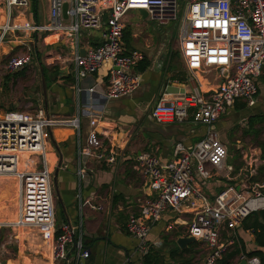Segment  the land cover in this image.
<instances>
[{
    "label": "built area",
    "instance_id": "2783aa9c",
    "mask_svg": "<svg viewBox=\"0 0 264 264\" xmlns=\"http://www.w3.org/2000/svg\"><path fill=\"white\" fill-rule=\"evenodd\" d=\"M46 19L39 22L22 21L29 0H0V47L8 34L14 31L34 32L63 40L69 50L62 55L48 54L52 63L68 65L76 81L79 97L87 92V104L93 106V88H81L78 81L105 69L106 85L100 92L104 102L132 94L140 85L141 74L134 68L144 59L140 50H126L123 30L128 15L137 8L145 9L149 20L158 25L174 22L177 43L185 68L194 72L213 68L219 83L203 90L199 85L189 92L178 93L172 100H158L150 112L151 118L161 122L168 116L177 122L189 118L204 124V135L190 148L175 147L169 162L152 153L135 157L133 169L145 182H150V194L139 201L136 213L130 214L125 228L138 241L141 256L150 249L148 234L151 225L171 208L178 213L183 205L190 207L192 216L187 234L210 249L205 264H215L234 241L233 231L253 212L264 210V181L258 178V169L264 158L257 147L242 151V165L234 179L241 178L240 188L229 185L213 199L195 183L194 172L203 179L215 175L214 170L226 162L229 150L218 137L213 125L236 102L252 107L257 104L259 85L264 78V0H47ZM67 3V17L62 16V5ZM136 12V11H135ZM139 17V15L137 14ZM20 20V21H19ZM100 31L101 40L92 46H83L81 34ZM15 40V39H14ZM14 40L9 41V44ZM11 50L14 48L11 46ZM85 54H81V49ZM28 52L9 53L0 64L3 74H11L28 67L32 62ZM80 112L73 117L49 115L42 107L34 112L8 110L0 115V177L13 178L16 189L12 229L36 232L51 241L52 261L68 260V245L73 244L77 258H87L84 234L78 226L64 222L57 228L53 174L56 162L48 155V128L70 127L78 136L77 176L85 177L82 157L90 155L107 164H117L121 154L113 146L103 150V141L96 144L101 150H85L80 140ZM99 113H90V137L99 130ZM106 134L107 129H102ZM108 138V137H107ZM90 145V144H89ZM89 149V148H88ZM55 162V163H54ZM80 213L84 207L101 210L76 192ZM7 223H0V225ZM231 232L222 242L221 232ZM58 232V234H56ZM5 250V245H2ZM1 264V262H0ZM249 264H258V260Z\"/></svg>",
    "mask_w": 264,
    "mask_h": 264
},
{
    "label": "crops",
    "instance_id": "0c3cea01",
    "mask_svg": "<svg viewBox=\"0 0 264 264\" xmlns=\"http://www.w3.org/2000/svg\"><path fill=\"white\" fill-rule=\"evenodd\" d=\"M45 1L47 2V0ZM27 11L29 10L27 9ZM47 12L48 7L42 15V22L46 19ZM29 14V17L25 15L24 20L19 21L39 22L34 13L29 12ZM135 15L141 22L133 27L128 17L126 26L131 25V27L129 26L131 40L129 46L123 41V46L126 50L137 49L144 54L147 67L144 71L139 72L141 74L140 86L130 95L104 102L100 92L105 89L106 73L105 69H101L98 73L88 75L77 83V86L81 88L94 89L92 107L87 104L89 97L87 92H84L80 97L77 94L75 90L76 81L69 66L59 62L52 63V60L47 59L48 54L62 55L69 50L67 44L61 43L63 40H56L55 35L48 34L46 38L51 36L55 38L52 42H46L45 39V44L42 36L34 32L14 31L11 33L15 37V40L10 43L14 49L31 43L33 54L36 56L37 49L35 47L39 38L45 46L51 47V51L45 54L44 64L42 63L46 67L47 81L45 85L48 94L46 93V97H44L43 105L38 103L36 108L42 106L49 115L57 117H73L80 112L81 146L86 151L95 152V150H101L100 147H96V144L103 141V150L106 153L107 148L113 146L121 154L119 162L115 165L107 164L90 155H84L82 164L85 166L86 175L84 179L79 180L77 176L79 161L76 130L70 127H53L51 129L58 150L48 133V138H50L53 145L48 141L47 149L49 153L52 152V160L56 162L54 168L56 169L59 165L56 175L57 194L55 192V205L56 200H58L64 212V217L60 219L58 209L56 210L57 228L64 222H70L72 225L78 226V231H82L84 234V245L89 251L87 258H77L73 244H69L68 264H143L142 256L137 250L138 241L127 233L125 224L129 215L137 212L139 201L151 198L155 194L144 191L146 182L132 167L135 157L140 153L149 152L155 154L161 162H169L174 158L177 144H181L186 148L192 147L204 135L206 129L204 124L194 123L190 118L185 122H177L166 116L161 122H157L151 118L150 112L158 100L163 98L167 101L176 97L177 94L165 93V86L168 84L182 87L185 90L184 92H189V86L199 85L203 90H207L216 87L219 83L216 70L213 68L196 71L194 75L187 71L178 49V43L172 41L173 34L170 26H167V24L158 25L149 20H141L137 13ZM146 21L149 22V32L145 30ZM100 40V31L98 33L87 31L81 34L83 46L96 45ZM179 62L183 65V68L179 67L181 65H178ZM38 63L41 75L40 67L42 65L40 62ZM54 67L59 69L57 73L52 72ZM136 67L134 71H136ZM259 91L260 87L258 88V94ZM35 102L37 101L35 100ZM240 103L236 102L224 115L231 114L236 109H241ZM49 104L50 110L48 109ZM256 105V107H246L251 108L252 113L262 112L259 102ZM90 113H99L101 116V119H99V130L101 132H97L95 137H90L92 130L89 126ZM215 124L213 127L219 137L216 128L218 125ZM102 129H107L106 134H103ZM221 141L226 144L223 140ZM236 143L238 144L237 159L234 160V156L229 153L230 160L226 159L221 168L215 169L213 177L206 180L201 179L202 181L195 179V183L204 190L210 199H213L224 188L219 189L216 195H212L206 191L208 180H215L218 183L227 182L228 186L235 185L238 186V189L240 188L239 184L242 179H234L233 177L236 176L239 167L242 165V151L247 149L242 148L243 145L239 144L238 139H236ZM226 146L230 151V147L227 144ZM263 165H260V167ZM80 187L84 198H88L93 205H101V210L86 206L83 213H80L76 200V192ZM53 190L55 191L54 178ZM172 212L174 211L168 210L165 212L162 218L150 227L148 241L152 254L157 255L162 262L167 264H186L185 259H190V264H205L210 251L207 245L195 239L184 247H179L177 244L179 237L188 235L187 225L192 216L190 207L183 205L180 212H174V216H172ZM13 231H16V229H13ZM32 233L37 234L36 232ZM233 233L234 241L232 244H228L227 252L241 248L240 239L243 241L246 250L254 247V237L251 231L243 230L239 225ZM230 234L231 232L223 230L221 241L226 240ZM16 237L19 240L20 235ZM39 237L40 242L37 246L50 252L51 241L42 236ZM18 248L22 256L18 253L12 261H7L4 264L33 263L32 261L25 263V257L28 254L20 251L19 244ZM172 252L174 253L173 256ZM242 259H246L248 264L250 261L254 263V260H258L257 258L248 259L240 253L230 260V264H238ZM45 264L66 263L47 261ZM215 264L220 263L215 262Z\"/></svg>",
    "mask_w": 264,
    "mask_h": 264
},
{
    "label": "rangeland",
    "instance_id": "374dc122",
    "mask_svg": "<svg viewBox=\"0 0 264 264\" xmlns=\"http://www.w3.org/2000/svg\"><path fill=\"white\" fill-rule=\"evenodd\" d=\"M28 10L25 12L26 16H30L29 12L33 14V0H29ZM2 7V5H1ZM0 7V12L2 8ZM48 5L45 0H37L36 14L39 23L42 22V15L45 13ZM135 11L131 12V14L135 15ZM28 14V15H27ZM133 15H128L130 18V22L134 25L140 23L141 21ZM128 24V20L127 23ZM145 30L147 32L149 29V22H145ZM131 27V25H129ZM170 26L172 36V41L177 43V31L176 25L174 22H170L167 24ZM94 33H98V31H91ZM17 33V32H16ZM18 34V33H17ZM20 35V34H19ZM12 34H8L2 46L0 47V64L6 58V56L11 52H28L32 56L31 64L24 69V73L11 79L6 88L1 89L0 87V115L3 112L8 110H19V111H29L34 112L37 104L43 105L44 96L42 93V83H41V75L39 73L38 60L36 56L33 54V47L31 43L27 46H18L13 51L11 50L9 41L14 40ZM55 38V37H54ZM37 49L38 54L40 55V61L44 64L45 54L51 51L50 46H45L42 40H38V43L35 47ZM181 63L179 62L178 65ZM54 66V65H53ZM183 68L181 64L179 66ZM3 73L0 71V84L2 79L4 78ZM257 83L260 87L259 94L257 95V101L260 104V110L264 112V80L262 77L257 79ZM46 86V85H45ZM140 86V85H139ZM138 86V87H139ZM189 89L192 90L193 87L189 86ZM46 93L48 94V90L46 88ZM35 100L37 102H35ZM48 109L50 110V104L48 105ZM252 113L251 108H241L234 110L231 114L221 116L215 123L218 127L217 131L221 140H223L230 147V155L234 156V160L237 159V146L236 139L239 140V144L243 145V149H248L249 147H257L262 155V147L261 143L264 141V130L258 137H253L252 134H245L244 130L248 128L247 117ZM48 141L52 144L50 138ZM53 145V144H52ZM52 153V152H51ZM241 155V154H240ZM263 157V155H262ZM196 175V178H195ZM194 179H199L202 181L203 179L199 176L197 172H194ZM202 179V180H201ZM204 184V182H203ZM228 186L227 182H216L215 180H208V184L206 186V191L212 195H216L217 191L221 188H225ZM54 194L55 191L53 190ZM15 208H16V189H15V181L13 178H1L0 177V223H7L0 225V262L3 264L7 261L10 262L14 259V256L18 255L20 245V251L28 254L25 263L31 264H45L47 261H52L51 254L49 255V251L47 249L39 248L37 245L40 242V235H37L32 232H27V230H23L22 228L16 229L13 231L11 225H8L11 221L14 220L15 217ZM58 209V217L62 219L64 217L63 209L59 204L58 200H56V210ZM57 217V218H58ZM20 235L19 240L16 236ZM25 238V239H24ZM23 239V240H22ZM23 241V242H22ZM19 242V243H18ZM22 242V243H20ZM2 245H5V250H3ZM22 256V253H20ZM13 263V262H12ZM14 264V263H13Z\"/></svg>",
    "mask_w": 264,
    "mask_h": 264
},
{
    "label": "trees",
    "instance_id": "16d2710c",
    "mask_svg": "<svg viewBox=\"0 0 264 264\" xmlns=\"http://www.w3.org/2000/svg\"><path fill=\"white\" fill-rule=\"evenodd\" d=\"M36 7H37V0H33L32 8L35 17L37 16ZM130 40H131V29L129 26H126L123 30V41L129 46ZM36 59L40 62V64L43 67V75L46 82L47 81L46 67L40 61V55L38 54V52L36 54ZM146 67H147V63L145 59H143L137 65L136 71L142 72ZM58 71L59 69H57L56 67H54V69L52 70V72L54 73H57ZM23 73H24V69L15 73L5 74L0 84L1 89L6 88L11 79L18 77ZM256 106L257 105H255L254 107ZM245 107L246 105L244 103H240V108H245ZM247 124H248V128L244 130V133L245 134L250 133L253 135V137H258L264 130V113L259 111L252 113L247 117ZM261 147H262V155L264 158V141L261 143ZM258 172H259L258 178L264 181V165L259 167ZM241 228L243 230L251 231L254 237V247L250 250H246L243 241L240 239V243L242 244L240 246L241 248H236L235 250H232L230 252H227L226 250L222 254V257L216 261V263L230 264V260L241 253L244 257L248 259L257 258L258 264H264V210H260L250 214L242 222ZM56 234H58V232ZM173 255L174 253L172 252V256ZM142 260H143V264H167L162 262L160 257H158L157 255H153L150 249L146 254L142 256ZM185 260H186V264H190L189 263L190 259H185Z\"/></svg>",
    "mask_w": 264,
    "mask_h": 264
},
{
    "label": "water",
    "instance_id": "95a60500",
    "mask_svg": "<svg viewBox=\"0 0 264 264\" xmlns=\"http://www.w3.org/2000/svg\"><path fill=\"white\" fill-rule=\"evenodd\" d=\"M67 6L68 5H67L66 2H64L63 5H62V16L64 18L67 17V14H66ZM135 11L139 15V17H140L141 20H145L146 19L147 13H146L145 9H143V8H137ZM35 41H36V39H35ZM63 42L64 41H62L61 43H63ZM81 54L82 55L85 54V49L84 48L81 49ZM40 68H41V83H42L43 95H44V97H46L45 79H44V75L42 73L43 72V69H42V67H40ZM184 91H185L184 88L178 87V86H174L172 84H168V85L165 86V93H169V94H178V93H180V94H182V93H184ZM48 133L51 136V140H52L55 148L58 150V147H57L56 143L53 140L52 133H51V130L49 128H48ZM227 160H230V156L227 157ZM58 168H59V165L54 170V176H53V178H54V189H55L56 194H57L56 175H57V172H58ZM149 186H150V182L147 181L145 183V185H144V191H146L147 193L148 192L150 193ZM169 210H171V208H169ZM174 215H175V213L172 212V216H174ZM192 241H194V238L192 236H190V235H187V236H184V237H179L177 239V244L179 245V247H184L189 242H192ZM238 264H248V262H247L246 259H242Z\"/></svg>",
    "mask_w": 264,
    "mask_h": 264
},
{
    "label": "bare ground",
    "instance_id": "6f19581e",
    "mask_svg": "<svg viewBox=\"0 0 264 264\" xmlns=\"http://www.w3.org/2000/svg\"><path fill=\"white\" fill-rule=\"evenodd\" d=\"M52 40H54V37H48V38H46V42H52ZM51 158L53 157V154L52 153H49L48 154Z\"/></svg>",
    "mask_w": 264,
    "mask_h": 264
}]
</instances>
